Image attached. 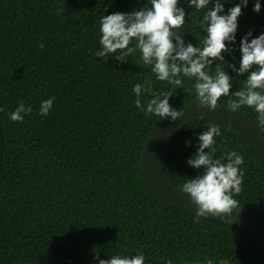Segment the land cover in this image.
Wrapping results in <instances>:
<instances>
[{"label": "trees", "instance_id": "1", "mask_svg": "<svg viewBox=\"0 0 264 264\" xmlns=\"http://www.w3.org/2000/svg\"><path fill=\"white\" fill-rule=\"evenodd\" d=\"M221 2L224 15L241 0ZM255 2L242 9L232 51L214 62L233 78L232 92L243 88L248 75L228 67L240 66L242 38L250 30L249 42L264 34V0L259 13ZM146 6L148 0H0V264H98L97 255L139 253L145 264H264V247L249 236L169 206L143 182L142 145L162 117L135 107L134 86L151 80L152 92H170L176 109L199 102L194 78L181 77V86L157 80L139 50L127 63L116 61V54L94 55L101 47L102 16ZM179 6L186 20L175 31L199 47L208 9L195 10L188 0ZM206 70L214 74L215 65ZM53 97L42 116L41 102ZM152 98L140 97L145 107ZM232 98L222 96L218 103L227 107ZM20 102L33 111L23 122L12 121ZM237 111L264 130L254 108ZM204 130H186L170 147L168 171L181 189L204 172L187 163ZM215 141L214 159L233 150L243 156L242 191L233 198L264 221V160L230 133L221 131Z\"/></svg>", "mask_w": 264, "mask_h": 264}, {"label": "clouds", "instance_id": "2", "mask_svg": "<svg viewBox=\"0 0 264 264\" xmlns=\"http://www.w3.org/2000/svg\"><path fill=\"white\" fill-rule=\"evenodd\" d=\"M148 2L150 7H142L130 13L115 12L102 16L99 40L101 47L94 55L103 59L116 54V61L127 63L128 58H132L139 50L142 64L151 67L157 80L181 86V77L194 78V89L203 108L215 111L220 98L231 94L234 98L227 101L228 109L237 111L242 106L252 107L264 124V34L249 42L252 37L250 30L240 43L242 58L239 68L235 64L228 65L239 76L248 73L243 88L232 92L233 78L222 67L223 63L214 64L215 61H224L223 53L232 51L229 44L236 41L238 19L249 0H241L240 4L229 8L224 15H221L225 11L221 0H215L214 7L210 8L209 4L212 5L213 0H188L189 6L195 10L208 9L200 21L206 36L200 41L199 47L191 42L186 43L183 34L175 31L182 28L186 20L185 9L179 6L180 0ZM253 10L260 12L259 0H256ZM58 11L63 12L64 9ZM43 47L41 43L40 48ZM212 65H215L214 74L206 70ZM254 66L256 70H253ZM133 91L137 97L135 107L146 114L170 118L173 122L185 115L184 111H178L170 104V92H161L159 95L152 92L151 80H146L144 84L137 83ZM142 93L153 97L146 107L140 99ZM54 99L41 102L39 112L42 116L49 114ZM0 111L3 109L0 108ZM32 111L31 106L20 102L10 113V119L23 122L25 116ZM199 119L203 121L206 116L201 114ZM205 127L206 130L198 136V150L187 161L193 168H203L204 172L185 182L182 190L190 195L191 203L196 206L197 219L231 216L234 209L240 208L233 197L242 191L244 173L241 165L244 164V159L235 150L226 152L222 159H214L215 137L221 135V127L215 124H207ZM186 146H191L190 140L186 141ZM96 259L98 264H145L142 253L136 256L111 255L110 259H100L97 255Z\"/></svg>", "mask_w": 264, "mask_h": 264}, {"label": "water", "instance_id": "3", "mask_svg": "<svg viewBox=\"0 0 264 264\" xmlns=\"http://www.w3.org/2000/svg\"><path fill=\"white\" fill-rule=\"evenodd\" d=\"M177 110L184 111L185 115L175 122L170 118H162L151 129L142 145L139 168L145 186L155 197L173 208L195 216L196 206L191 203L190 195L173 183L168 171V154L173 141L186 130L215 124L221 127V131L248 143L264 160V130L248 117L221 104L215 111L203 108L199 102L184 105ZM201 114L206 116L203 121L199 119ZM2 156L3 139L0 128V168ZM201 218L233 228L264 247V221L247 209H234L231 216Z\"/></svg>", "mask_w": 264, "mask_h": 264}]
</instances>
